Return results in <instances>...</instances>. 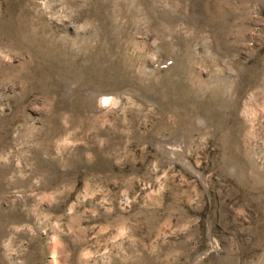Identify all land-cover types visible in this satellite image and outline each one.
I'll use <instances>...</instances> for the list:
<instances>
[{
    "label": "rangeland",
    "instance_id": "obj_1",
    "mask_svg": "<svg viewBox=\"0 0 264 264\" xmlns=\"http://www.w3.org/2000/svg\"><path fill=\"white\" fill-rule=\"evenodd\" d=\"M0 264H264V0H0Z\"/></svg>",
    "mask_w": 264,
    "mask_h": 264
},
{
    "label": "bare ground",
    "instance_id": "obj_2",
    "mask_svg": "<svg viewBox=\"0 0 264 264\" xmlns=\"http://www.w3.org/2000/svg\"><path fill=\"white\" fill-rule=\"evenodd\" d=\"M106 99V98H105ZM107 100V99H106Z\"/></svg>",
    "mask_w": 264,
    "mask_h": 264
}]
</instances>
